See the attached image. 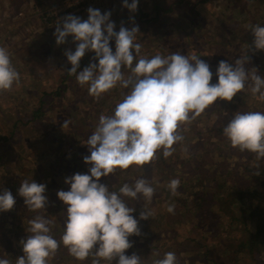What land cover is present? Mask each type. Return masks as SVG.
Instances as JSON below:
<instances>
[{
    "label": "clouds",
    "instance_id": "9594fccd",
    "mask_svg": "<svg viewBox=\"0 0 264 264\" xmlns=\"http://www.w3.org/2000/svg\"><path fill=\"white\" fill-rule=\"evenodd\" d=\"M122 7L130 12L137 10L139 0H121ZM87 18L67 14L56 24L53 32L55 43L64 44L70 36L75 48L65 49L64 55L71 67L69 75L87 85L89 95L101 97L119 84L127 89L123 99L116 104L113 114L101 115L98 124L84 144L88 155L83 156L90 165L85 173L75 172L64 178L67 190L58 189L56 196L63 204V232L59 240L52 233L53 220L35 215L29 220L26 237L20 240L22 255L16 264H48L58 247L63 244L77 260L92 257L91 264L104 259L114 264H141V256L125 250L133 246L130 239L140 235L139 219L153 215L150 209L139 212V219L132 213L130 201L141 197L151 201L156 193L154 182L147 177L125 182L113 189L101 181L102 177L125 170L131 165L143 166L152 161L157 150L165 158L174 151L173 145L183 140L178 129L185 122L201 114L208 106L219 101H232L242 90L250 87L251 93L264 100V75L249 71V51L264 50V25L250 26L253 39L248 52L235 62L220 60L216 71L201 56L173 52L147 57L141 55V43L136 34L139 26L123 24L115 30L110 19L111 11L101 12L88 7ZM134 20V17H130ZM114 40L115 49L110 46ZM86 52L94 57L81 69L80 61ZM94 61V62H93ZM127 68V76L122 69ZM213 75L216 81L212 82ZM20 73L13 66L10 54L0 47V92L18 84ZM223 134L231 146L241 151L255 153L264 158V111L237 110L223 127ZM178 178L171 179L167 189L177 194ZM47 185L34 179L22 180L17 195L30 211L46 209ZM16 197L0 186V212L12 210ZM175 205L168 204L167 211L174 212ZM0 264H9L0 258ZM154 264H177L174 252H165Z\"/></svg>",
    "mask_w": 264,
    "mask_h": 264
},
{
    "label": "rangeland",
    "instance_id": "374dc122",
    "mask_svg": "<svg viewBox=\"0 0 264 264\" xmlns=\"http://www.w3.org/2000/svg\"><path fill=\"white\" fill-rule=\"evenodd\" d=\"M82 1L83 0H0V47H5L8 50L13 66L20 73V80L18 84H14L8 91L0 92V125L3 124L2 127H0V132L9 130V126L12 125L13 122L20 125V123L16 121L17 117L22 121L31 117L32 109L34 107V98L43 90H45V92H49L54 89L60 78V73L69 64L66 56L64 55L65 49L74 50L75 48V42L72 41L70 36L64 44L57 45L53 35L55 29H45L41 22V17L46 19L49 16H55V19H52L49 22H57L67 14H74L80 16L82 19H86L87 12H79L85 7L83 6ZM188 1L195 3L194 9H198L197 11L202 9L200 11V15L198 18L194 17V22L191 24L189 21H183V24H180L177 27L179 33L177 32L175 41L173 36L172 39H170V37H166L167 47H165L166 49L164 50V55H169L173 52H181L186 55H197L196 52H198L204 55V57L201 56L200 58L208 62L211 70L215 73L217 64L220 60L223 59L227 60L229 63H233L236 58L243 57L248 52V50L244 52L245 49H240L239 43L234 42L233 39V43L229 42L228 44L226 43L227 39L224 40V35L228 34L226 29L229 31L231 28L235 27L236 22L239 20L237 17L239 14L236 12H234L235 16L232 15V19L229 16L231 8L227 7L232 6L231 0H221V2L223 1L222 4L216 3L215 0H185V2ZM88 2L89 7L98 8L102 13L104 11H111L110 19L115 22L117 31L119 30L121 24L127 27V25L122 21L120 13H122L123 9L126 11H128V9L122 7L121 0H88ZM185 2L183 3L181 1H177L176 10L182 5H185ZM262 2L264 3V1ZM191 3H189V6ZM243 3L244 0H238L236 5L239 6ZM247 8V11L254 10V4L248 3ZM43 11H46V13L44 14ZM175 14H178L179 17H183L182 20H186L188 17V11L186 10L176 12ZM133 23L134 22L130 23L128 28H131ZM188 25H191L194 30L192 32L193 34L189 33L188 27H186ZM138 26L140 32L136 34V38L137 42L142 45L141 55L151 57L155 55L154 52H157L155 48L154 50L153 48L149 50L150 40L154 38L153 35L155 33V26L154 24L151 26ZM208 37H211L214 40L212 41L211 39H208ZM203 41L209 43V46L206 47V45L203 44ZM110 46L115 49L114 40L110 41ZM261 52H263V50H261ZM92 53L93 52H86L87 55H92ZM248 54H250V61L245 65L246 68H248L249 71H255L254 67H256L258 73L263 75L260 71H263L262 66H259L257 60L252 58L253 56H257L256 53L249 51ZM262 58L264 59V57ZM216 79V76L213 75L212 82H215ZM87 87V85L81 86L78 82H76V78L74 77L73 82L70 86H68L67 91L62 95V97L47 103L48 108L44 109L45 115L42 117L39 115L33 123L31 122L32 119L27 120L26 125L19 127V132H14L16 133V136L13 133L11 137H9L8 140L10 143L5 144V148L4 146H1L0 148V151L4 153V156H0V186L11 189L10 191L16 197V204L13 208L15 216L12 214L7 215L9 220L6 224H2L0 220V252H4L5 258L7 259L10 252L16 251L17 255L15 258L10 260L13 261L12 264H16V258L19 255H22V246L20 244L19 235L27 234L24 222L22 224L24 229L20 230L18 228V225L20 226L19 220L21 219L24 221L27 216L30 220L35 215H43L44 210L48 211V205L51 204L50 200L53 198V196L49 193L50 189H54V192L56 193L58 189H64L63 186H67L69 188V185L64 183V178L66 176H71L76 172L73 170L74 161L73 158H71V155L74 152V144L80 148L79 152H85L87 155L89 154L87 145L85 146L82 141L75 138V136L81 135V140L82 136L88 132L82 123V116L85 114H91L93 115L91 118L92 121H95V118L99 121V117L108 111L107 106L112 107L114 104L119 103L127 92H124V89L117 84L116 87L97 98L89 95ZM245 92L252 95L250 87L246 88ZM117 97L121 98V100L119 101ZM218 102L223 103L225 101L218 100ZM45 103L46 102H44V106ZM104 104L105 106H103ZM242 104H240L241 106L235 107L236 111L243 109L244 106ZM253 104L255 107L261 106L258 101ZM225 107L222 110H224ZM74 108H76L77 111L74 116L80 120L78 125L75 126L78 128V131L76 133H72L74 136L66 135V132L75 128H70L72 119H68L69 114L72 110H74ZM256 111H258V109H256ZM217 124L218 122H215V118L212 117L204 119L203 122L201 119L198 120L197 125H189V122H186L184 125L182 124L181 126L184 127L178 131L183 136L184 146L182 143L183 140L174 143L173 149L175 150L172 152L171 158H173L174 155L178 157V160L180 161L182 158L185 159L190 154H192L193 157L196 156V154H200V157L207 156V152L205 150H207V148L209 149L210 146H208V143L206 144L203 141V132L206 131L209 134L208 140L214 138L213 129L216 128ZM53 133H57L58 136L52 137ZM72 137H74L76 141L72 140ZM51 138H55L56 140L54 141H56V143L50 148L52 143ZM62 139L63 141H61ZM68 143H71L69 148L66 147L68 146ZM202 143H205V145ZM214 143H219L218 145H222V147L227 146L225 142L220 139L214 140ZM63 146L65 147V150H67V153L65 157L63 155L61 158H56V162L46 160L44 157L48 154L46 153L43 155V153L40 152L45 147L50 148L48 150L49 152L50 150L53 152V150L63 149ZM188 146L191 147L188 151H185ZM213 153H218V149H216V147ZM221 155H227L225 159L229 162L231 160L232 165L233 163L242 162V159L240 158L237 161L234 160V155L231 154L230 149H223V151H221ZM194 160V162H192V160L186 161L183 164V169H189L187 167H189L192 163H194V165H196L199 169L206 164V162L202 159L194 158ZM179 161L174 163L175 166L180 164ZM79 163L83 168L80 173L87 172L90 165L85 164L83 158L79 160ZM155 165L156 164L150 161L148 165L142 166V170L134 168L136 169L134 172L138 176L141 172L146 170L143 172L142 177H147L152 180L148 173L154 170ZM126 175L128 179L133 177V174L128 171H126ZM7 176L10 178L9 181H13L12 186L15 185L13 188L12 186L7 187L2 185V183L7 182ZM121 176H123L122 171ZM25 179L29 182L34 179L38 183H45L47 185L46 195L48 197V204L46 205V209L30 211L26 208L23 203V197L17 195V189L20 182ZM125 182L128 181L125 179L123 183ZM237 183L240 184L238 180ZM109 186L112 187V182ZM113 186L117 187L115 184H113ZM231 196H236V194H234V189L230 190L228 197ZM144 201L145 200L141 197L138 200L130 201L131 204L129 206L136 207L137 203L140 205ZM235 201L238 202L239 200ZM174 205L175 208H177L178 202ZM164 208L165 206H160L155 202H151V211L155 216L157 212H161ZM51 211L55 212L54 209ZM164 211H166V209H164ZM53 212L48 213L52 216H56ZM59 212L60 215L64 216V211L62 209H60ZM0 214L4 213L0 212ZM5 215L6 213L4 216ZM175 216L176 223L181 220V217L183 220L186 219L181 212L176 213ZM168 217H170L169 214ZM182 222L181 226L175 230H173L171 226L167 225L165 229H170H168L163 235H157V231L154 230V235H148L147 239L143 241L138 239V235L131 236L130 239L133 241V246L129 248V250H125L126 253H138L141 256L142 261L146 258L144 256L145 251L150 253L153 247L161 246L160 244H162L161 250H163L167 247H175L179 242H183L186 238L203 236V233H207L209 235L216 233V226H209L206 232H203L202 228L193 226L190 220ZM218 225L223 226V224ZM56 229L57 228L54 226L53 230ZM51 234L53 235V233ZM177 234L179 236L177 237V242H175L174 238ZM59 237L60 236H57L58 239ZM187 242L188 240L185 241V243ZM140 245L144 247H140ZM61 246L63 247L62 244ZM188 249H190V253L195 252L193 246L188 247ZM142 250L143 253L141 254ZM58 254H60V252ZM60 259L61 257L59 256H56L55 258L54 254L48 258V264H60L58 262ZM91 260L92 257L84 260H77L69 255L68 259H66L65 262L62 261V263L91 264ZM240 264H254V262L243 259V262Z\"/></svg>",
    "mask_w": 264,
    "mask_h": 264
},
{
    "label": "trees",
    "instance_id": "16d2710c",
    "mask_svg": "<svg viewBox=\"0 0 264 264\" xmlns=\"http://www.w3.org/2000/svg\"><path fill=\"white\" fill-rule=\"evenodd\" d=\"M177 1H181L183 3L185 2V0H139L137 10L134 13L123 9L122 13H120V17H122V21L127 25V27H129V24L132 22L142 26H151L154 24L155 33L153 35L154 38L150 40L149 50L151 48L154 50L155 48L157 51L154 52L155 54L160 53L161 55H164L163 53L166 49L165 47H167L166 37H170V39H172L173 36L175 41V37L178 32L177 27L180 24H183V21H189L190 24L194 22L193 18H198L200 11L202 10L200 9L197 11L198 9H194L195 3H191L190 1L185 2V5H182L176 10ZM262 1L264 0H244L243 4L237 6L236 4L238 0H231L232 6L227 7L231 8V13H229V16L232 19V15L235 16L234 12H236L239 14L237 16L239 20L236 22L235 27L231 28L229 31L226 29L228 34L224 35V40L227 39V44L229 42L233 43V39L234 42L239 43L240 49H245L244 52L248 50L249 44L251 45L253 39L252 33L249 30L250 26L255 24L264 25V3ZM215 2L218 4L223 3L221 0H215ZM189 3H191V7L189 6ZM248 3L254 4V10L247 11ZM82 4L85 7L79 12L86 13L87 8L89 7L88 0H83ZM182 10L188 11V17L186 20H182L183 17H179L178 14H175L176 12H181ZM43 13L45 14L46 11H43ZM130 17H134V20H130ZM52 19H55V16L52 15L46 19L41 17V22L45 29H55L58 21L49 22ZM186 27H188L189 33L193 34L192 32L194 30L192 29L191 25ZM115 30H117V28H115ZM208 39H211L212 41L214 40L211 37H208ZM203 44H205L206 47L209 46V43H206L205 41H203ZM250 52L256 53L257 56H253L252 58L257 60L259 66H262L263 71H260L264 75V59L262 58L264 57V50L263 52H261V50ZM196 53L198 56L204 57L203 54L198 52ZM93 57L94 53H92V55L85 54V56L82 57L80 61L81 69L87 66L89 62L92 61ZM70 67L71 65L69 63L67 67L62 70L58 83L54 89L49 92H45V90H43L38 96L34 98V107L32 109V115L30 118L22 121L17 117L16 121H18L20 125L16 122H13L12 125L9 126V130L0 132V148L1 146H4L5 148V144L10 143L8 140L9 137H11L14 132H19V127L26 125L27 120L32 119L31 122L33 123L39 115L40 117L45 115L44 109L48 108L47 103L49 101H54L62 97L75 77L74 74L69 75L67 73V69ZM122 71L125 72L126 76L130 74V70L127 68L122 69ZM123 89L124 92L127 91V89ZM117 98L119 101L121 100V98ZM257 101L261 105L260 107L254 106L253 103ZM44 102H46L45 106ZM240 104L244 106L241 110L256 111V109H258V111H263L264 109V100H261L258 95H250V93L248 94L245 92V90H242V92L238 93L232 101L213 103L212 105L208 106L201 114L188 121L189 125H197L198 120L201 119L203 122L204 119L212 117L215 118V122H218L216 128L213 129L214 138L208 140L209 134L206 131L203 132V141L206 144L208 143V146H210L209 149L207 148V150H205L207 152V156L200 157V154H196V156L193 157V155L190 154L185 159L182 158L179 161L178 157L174 155L173 158H171V155L165 158L163 156L162 150H157L156 155L152 160V162L156 164L155 168L150 173H148L152 178L151 181L154 182L156 193L151 201H144L140 205L137 203L135 207L136 211L132 213L137 217V219H139V212L141 210H151V202H155L160 206H165L164 209H166V211L162 209L161 212H157L156 216L152 215L146 220L139 219L141 234L138 235V239L141 241L147 239L148 235H154V230L157 231V235H163L168 229H170H165L167 225L171 226V228L175 230L176 228H179L181 226V222L185 220H190L193 226L202 228L203 232H206L209 226H216V233L210 235L203 233V236L186 238L183 240L184 243L181 241L175 247H167L163 250H161L162 244H160L161 246H155L153 249H151L150 253L145 251L144 256L146 258L141 261V264H154V261L162 257L165 252H174L177 257V264H240L243 262V259L250 260L254 262V264H264V158H257L255 153L241 151L238 148L231 146L229 140L223 134L224 125L227 123L228 119L231 118L233 112L236 111L235 107L241 106ZM103 106H105V104ZM115 106L116 104H114L112 107L107 106L108 111H106L104 115L113 114ZM224 107L225 109L222 110ZM76 113V108H74V110H72L68 116V119H72L70 128H74L78 125V122H80V120L74 116ZM92 116L93 115L91 114H85L82 116V123L88 132L82 136L81 140V135L75 136V138L79 141H82L83 144L86 142L88 136L91 135V132L95 130L98 124V120L96 118L95 121L91 120ZM2 125L3 124H1L0 127H2ZM182 127L184 126H180L179 129H182ZM77 131L78 128L75 127L65 134L74 136L72 133H76ZM16 133H14L15 136ZM54 136H58V134L53 133L52 137ZM72 138V140L76 141L74 137ZM51 139L52 143L50 148L56 143V141H54L56 140L55 138ZM216 139L223 140L227 146L222 147V145H218L219 143L215 144L214 140ZM61 141H63V139ZM182 143L184 146V140ZM205 143L202 144L205 145ZM67 145L68 146L66 147L69 148L71 143H68ZM84 145L86 146V144ZM73 147L74 152L71 155V158H73L74 161L73 170L76 172H81L83 168L79 163V160L83 158V156L87 155V153L79 152L80 148H78L75 144ZM172 147L174 148V145ZM190 147L191 146H188L185 151H188ZM215 147L218 149L217 154L213 153ZM50 148L45 147L40 151L43 153V155L46 153L48 154L44 158L46 160H50V162H56V158H61L63 155L65 157L67 153L65 147L63 149L53 150V152H51V150L50 152L48 151ZM223 149H230L231 154L234 155V160L237 161L240 158L242 159V162L233 163V166L231 164V160L229 162L227 159H225L227 155H221V151H223ZM0 156H4V153L1 151ZM194 158L202 159L206 162V164L199 169L196 167V165H194V163H192L189 167H187L189 169H183V164L189 160L194 162ZM178 161L180 164L175 166L174 163ZM146 165L148 164H145L144 166ZM134 168L142 170V166L131 165L128 169H118L114 174H110L108 177H102L101 181L108 185H111L112 182V188L118 189L123 184L125 179L128 181V183H132L135 179L142 177L143 172L146 171L145 170L141 172V174L137 176L134 172L136 169ZM121 171L123 172V176H121ZM126 171L132 173L133 177L128 179ZM173 178H178L180 180V186L178 188L177 194L175 195H172L167 189L168 182ZM9 179L10 178L7 176V182L2 183V185L7 187L12 186L13 181H9ZM237 180L240 184L237 183ZM113 184L117 185V187L113 186ZM14 186H12V188ZM63 187L64 189L68 188L67 186ZM231 189H234V194H236V196L228 197ZM54 191V189L49 190V193L51 196H53V198L50 200L51 204L48 205V211L44 210L43 215L53 220V224L51 226L52 233L54 238L58 239L57 236H60L64 230V216L59 214V210H63V204L58 200ZM235 200L239 201L236 202ZM176 202H178V207L174 208L173 213H169L167 211L168 204H175ZM52 209H54L55 212L51 211ZM48 212H53L56 214V216H52ZM178 212H181L183 216L186 217V219L183 220L181 217L182 221L179 220L178 223H176L175 214ZM3 213H6V217L4 214H0V220L2 224H6L8 222L9 217L7 215L12 214L15 216L13 209ZM168 214L170 217H168ZM28 220V216L24 221L20 219V226L18 225V228L23 230L24 227L22 224L24 222L26 225L25 231H27L29 228ZM218 224H223V226ZM54 226L57 228L56 230H53ZM27 234L19 235V239L21 240L22 238L26 237ZM175 236L176 237L174 238V241L177 242V237L179 235L177 234ZM187 240L188 242L185 243ZM191 246H193L195 250L193 253H190V249H188V247ZM61 247L62 246L60 245L56 250L55 258L56 256L61 257L58 262L63 264L62 261L65 262L70 254L68 253L66 247ZM140 247L144 246L140 245ZM59 252L60 254H58ZM142 253L143 250L141 251V254ZM16 255V251L9 253L7 258L9 264H12L13 261L10 260L15 258ZM0 258H5L4 252H0ZM100 264H114V262L101 259Z\"/></svg>",
    "mask_w": 264,
    "mask_h": 264
}]
</instances>
